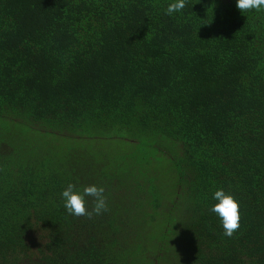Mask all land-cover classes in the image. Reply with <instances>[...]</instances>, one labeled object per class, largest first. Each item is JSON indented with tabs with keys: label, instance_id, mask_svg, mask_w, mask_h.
Returning <instances> with one entry per match:
<instances>
[{
	"label": "trees",
	"instance_id": "obj_1",
	"mask_svg": "<svg viewBox=\"0 0 264 264\" xmlns=\"http://www.w3.org/2000/svg\"><path fill=\"white\" fill-rule=\"evenodd\" d=\"M171 2L0 0V264H264V10Z\"/></svg>",
	"mask_w": 264,
	"mask_h": 264
},
{
	"label": "clouds",
	"instance_id": "obj_2",
	"mask_svg": "<svg viewBox=\"0 0 264 264\" xmlns=\"http://www.w3.org/2000/svg\"><path fill=\"white\" fill-rule=\"evenodd\" d=\"M187 6V0H174L166 8L167 15L181 12ZM236 7L242 12L264 10V0H237ZM62 197L64 207L70 215L76 217L92 218L93 215H101L108 211L105 188L96 184L84 186L82 190L75 184H68L63 190ZM92 198V207H88V198ZM213 199L217 201L210 211L217 214L222 222L224 235L231 237L240 228V202L231 192H226L224 188H219L214 192Z\"/></svg>",
	"mask_w": 264,
	"mask_h": 264
},
{
	"label": "rangeland",
	"instance_id": "obj_3",
	"mask_svg": "<svg viewBox=\"0 0 264 264\" xmlns=\"http://www.w3.org/2000/svg\"><path fill=\"white\" fill-rule=\"evenodd\" d=\"M113 142H114V144H116L117 145V147H120V149H122L121 147H122V143L120 142V141H117V140H112ZM109 143V142H108ZM110 144H112V143H110ZM111 148V147H110ZM109 148V149H110ZM116 150H119L118 148H115Z\"/></svg>",
	"mask_w": 264,
	"mask_h": 264
}]
</instances>
